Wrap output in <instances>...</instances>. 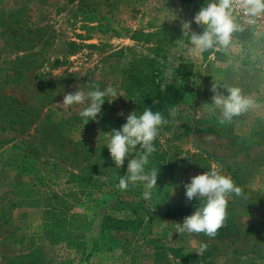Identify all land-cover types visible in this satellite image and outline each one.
Here are the masks:
<instances>
[{
    "label": "rangeland",
    "instance_id": "obj_1",
    "mask_svg": "<svg viewBox=\"0 0 264 264\" xmlns=\"http://www.w3.org/2000/svg\"><path fill=\"white\" fill-rule=\"evenodd\" d=\"M210 2L0 0V264H264V21L237 20L250 39L234 32L227 50L193 56L181 25L203 31L193 18ZM151 63L183 96L153 142L145 172H159L146 200L144 182L117 187L142 151L130 149L117 168L106 145L131 112L141 115L128 76ZM181 63L189 72L177 73ZM213 83L224 95L240 88L256 106L220 125ZM108 87L121 96L106 97L86 125L79 113L89 101L57 105ZM213 165L243 195L228 198L214 239L179 234L175 223L200 203L184 185ZM107 215L125 223L105 231ZM201 243L208 249L198 254Z\"/></svg>",
    "mask_w": 264,
    "mask_h": 264
},
{
    "label": "clouds",
    "instance_id": "obj_2",
    "mask_svg": "<svg viewBox=\"0 0 264 264\" xmlns=\"http://www.w3.org/2000/svg\"><path fill=\"white\" fill-rule=\"evenodd\" d=\"M241 15L245 23L255 24L257 19L264 15V0H213L201 8L193 18L197 25L204 26L201 33L191 31L193 21H185L181 25L183 34L190 36V54L200 56L208 50H227L231 44L232 34L243 30L242 25L237 23V17ZM224 87L228 95L220 92L215 83L210 89L214 93L212 103L221 110L218 118L220 125L230 123L234 117L256 106L255 100L250 96H244L240 88ZM119 96L121 95L112 87L103 91L97 88L87 93L77 90L65 94L62 103L57 105L66 109L74 104L83 105L89 101L79 113L86 125L89 120H97L106 97H112L111 100H107L112 103ZM169 115L175 117L177 109L170 108ZM168 123L161 112H153L146 108L139 116L136 111L131 112L120 129H112L106 146L115 167L121 168L124 165L130 149L139 145L143 150L137 158L127 159V172L119 177L117 185L120 190H127L130 183L144 182L143 198L151 200L152 190L157 188L159 170L153 168L146 173L145 166L149 162V156L156 151L153 142L159 134V129ZM184 187L187 200L198 199L200 203L193 214L184 218L182 224L175 223L177 232L203 233L209 239H214L227 218L228 198L233 194L241 197L242 188L237 186L230 176L221 174L217 165H213L210 171L192 177L190 183H186ZM207 249L208 244L201 243L198 254H203Z\"/></svg>",
    "mask_w": 264,
    "mask_h": 264
},
{
    "label": "trees",
    "instance_id": "obj_3",
    "mask_svg": "<svg viewBox=\"0 0 264 264\" xmlns=\"http://www.w3.org/2000/svg\"><path fill=\"white\" fill-rule=\"evenodd\" d=\"M186 3H193L197 0H182ZM201 1V0H199ZM203 27V26H202ZM241 31H236L235 36L241 41H247L251 37V32L248 28L242 26ZM202 32V28L199 29V33ZM190 37V36H189ZM150 69L144 73L139 72L133 74L130 71L128 78L131 79L130 83L133 85L136 91H132V96H137L136 103L141 111V114L146 108H150L153 112H161L167 119L169 117V109L175 107V105L181 100L183 91L177 86L176 81L173 80L170 84L162 86V82L159 79L161 75V69L154 63H151ZM177 73L185 74L189 72L187 65L181 63L177 69ZM140 90L138 93L137 91ZM22 117V115H18ZM143 151L139 145L136 146V151L131 154L132 157L136 156L137 151ZM125 223V220L116 219L111 215L105 216L102 224V229L107 231V228L112 226H121Z\"/></svg>",
    "mask_w": 264,
    "mask_h": 264
},
{
    "label": "built area",
    "instance_id": "obj_4",
    "mask_svg": "<svg viewBox=\"0 0 264 264\" xmlns=\"http://www.w3.org/2000/svg\"><path fill=\"white\" fill-rule=\"evenodd\" d=\"M260 18H261V20L264 21V15L261 16ZM237 20L240 21V22H242V21H244V18H243V16L241 15V16H238V17H237Z\"/></svg>",
    "mask_w": 264,
    "mask_h": 264
},
{
    "label": "crops",
    "instance_id": "obj_5",
    "mask_svg": "<svg viewBox=\"0 0 264 264\" xmlns=\"http://www.w3.org/2000/svg\"><path fill=\"white\" fill-rule=\"evenodd\" d=\"M203 8V7H202Z\"/></svg>",
    "mask_w": 264,
    "mask_h": 264
}]
</instances>
